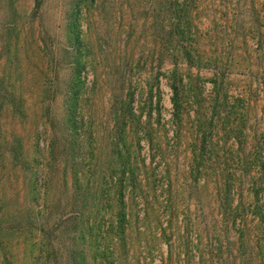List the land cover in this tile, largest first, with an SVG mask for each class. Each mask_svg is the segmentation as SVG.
<instances>
[{
    "label": "rangeland",
    "instance_id": "rangeland-1",
    "mask_svg": "<svg viewBox=\"0 0 264 264\" xmlns=\"http://www.w3.org/2000/svg\"><path fill=\"white\" fill-rule=\"evenodd\" d=\"M127 1L114 0L105 13L90 9L82 23L91 47L84 72L88 92L84 104L95 122L98 166H105L107 153L111 154V110L121 106L124 86V92L131 88L135 93L139 121L129 126L127 147L140 176L136 190L126 191L127 241L117 246L120 263L262 264L258 253L259 247L264 248V239L260 240L254 216L244 214L248 226L244 236L243 222L233 221L237 214L223 216L219 211L217 189L208 175L193 178L188 139H174L172 91L167 78L174 68L170 59L160 66L154 64L152 76L158 78L159 94L148 121L143 82L152 72L143 71V20H135L137 14L130 11ZM199 1V19L207 38L203 49L215 50L212 38L224 40L220 50L231 61L229 95H249L257 114L254 121L264 127V58L259 57L264 56V21L260 18L258 23L263 27L257 24L263 33L252 38L249 27L256 16L249 11L251 0ZM69 8L70 0H0V201L17 198L23 188L9 151L22 143L29 159L38 147L44 152L52 133L49 105L58 119L62 117L60 91L71 73L66 36ZM139 16L143 19V14ZM217 25L226 31L216 32ZM232 25L240 29L233 30ZM210 26L214 28L208 36ZM191 73V86L199 77V98L204 99L212 89L213 73L208 69ZM56 91L58 96L51 99ZM193 101L187 103V112L196 109ZM145 127L151 138H145ZM186 134L184 129L182 136ZM157 145L163 151L154 159L151 149Z\"/></svg>",
    "mask_w": 264,
    "mask_h": 264
},
{
    "label": "trees",
    "instance_id": "trees-1",
    "mask_svg": "<svg viewBox=\"0 0 264 264\" xmlns=\"http://www.w3.org/2000/svg\"><path fill=\"white\" fill-rule=\"evenodd\" d=\"M250 2L249 11L256 17L252 18L249 34L254 38L263 33L257 24L260 18L264 21V3ZM111 3L114 0H70L66 36L71 73L60 91L62 117L58 119L50 104L52 133L44 152L38 147L29 159L22 143L14 146V152L9 151L23 188L17 198L0 201V264H121L117 246L127 241L126 191L136 190L140 176L127 147L129 126L139 121L134 89L124 92V86L121 106L111 110V154L107 153L105 166H98L95 122L84 104L88 96L84 72L91 47L82 23L90 9L105 13ZM127 5L137 14L136 21L143 20V71L152 72L143 82L148 121L159 94L158 78L152 76L154 64L160 66L170 59L174 68L167 78L172 91L174 139H188L193 178L208 175L217 189L221 214L236 213L233 221L243 222L244 236L248 230L244 214L254 216L263 240L264 127L254 121L257 114L249 95H229L227 73L231 61L220 50L224 40L212 38L215 50L203 49L207 38L199 19V0H129ZM138 14H143V19ZM213 28L208 27V36ZM231 28L240 29L238 25ZM221 29L217 25L214 30ZM149 43H153L150 49ZM193 69L213 73L212 89L204 99L199 98V77L191 86L192 77L188 75H193ZM57 96L56 91L51 99ZM191 98L196 105L193 113L186 110ZM184 129L187 134L182 136ZM143 132L145 138L151 134L146 127ZM158 146L151 149L154 159L163 151ZM258 255L264 264L263 247H259Z\"/></svg>",
    "mask_w": 264,
    "mask_h": 264
}]
</instances>
